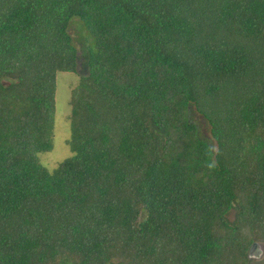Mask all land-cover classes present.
<instances>
[{
	"label": "trees",
	"instance_id": "16d2710c",
	"mask_svg": "<svg viewBox=\"0 0 264 264\" xmlns=\"http://www.w3.org/2000/svg\"><path fill=\"white\" fill-rule=\"evenodd\" d=\"M58 73L78 82L50 171ZM257 247L264 0H0V264H264Z\"/></svg>",
	"mask_w": 264,
	"mask_h": 264
},
{
	"label": "rangeland",
	"instance_id": "374dc122",
	"mask_svg": "<svg viewBox=\"0 0 264 264\" xmlns=\"http://www.w3.org/2000/svg\"><path fill=\"white\" fill-rule=\"evenodd\" d=\"M71 36L76 38L74 27H71ZM78 82V74L76 73H58L56 76V97H55V114L53 117V128L51 132V139L53 142V151L50 153L41 154L39 156L40 162L50 171L57 167V165L70 157V150L66 145V141L70 136V106L69 98L70 91L76 86ZM202 133L207 134L209 127L202 123ZM233 215L230 216V220ZM252 257L255 260L264 258V249L257 247L253 252Z\"/></svg>",
	"mask_w": 264,
	"mask_h": 264
},
{
	"label": "clouds",
	"instance_id": "9594fccd",
	"mask_svg": "<svg viewBox=\"0 0 264 264\" xmlns=\"http://www.w3.org/2000/svg\"><path fill=\"white\" fill-rule=\"evenodd\" d=\"M210 167L212 166V165H209Z\"/></svg>",
	"mask_w": 264,
	"mask_h": 264
}]
</instances>
